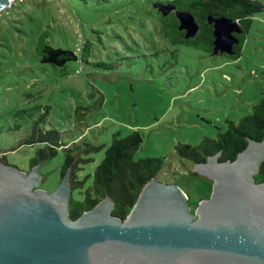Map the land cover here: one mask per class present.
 <instances>
[{"label": "rangeland", "instance_id": "374dc122", "mask_svg": "<svg viewBox=\"0 0 264 264\" xmlns=\"http://www.w3.org/2000/svg\"><path fill=\"white\" fill-rule=\"evenodd\" d=\"M153 1L12 0L0 10V158L8 166L31 171L29 161L43 145L24 141L36 121L68 148L103 146L81 155L92 159L81 176L99 165L113 134L137 131L142 144L133 160L165 163L154 180L182 190L191 213L209 198L212 180L192 175L194 165L175 146L216 139L264 96V8L234 60L161 39ZM42 37L78 60L42 64L36 53ZM63 152L37 165L39 189L58 187Z\"/></svg>", "mask_w": 264, "mask_h": 264}, {"label": "water", "instance_id": "95a60500", "mask_svg": "<svg viewBox=\"0 0 264 264\" xmlns=\"http://www.w3.org/2000/svg\"><path fill=\"white\" fill-rule=\"evenodd\" d=\"M12 0H0V10ZM162 17L174 14L184 39L200 30L196 18L172 3H152ZM212 55L235 54L242 34L237 21L207 16ZM220 153L190 170L212 180L208 199L194 213L175 184L150 181L127 218L110 213L104 198L72 220L68 174L48 193L39 189L38 166L25 173L0 161V264H92L121 258L128 264H264V182L254 176L264 163V137L247 139L233 161Z\"/></svg>", "mask_w": 264, "mask_h": 264}, {"label": "trees", "instance_id": "16d2710c", "mask_svg": "<svg viewBox=\"0 0 264 264\" xmlns=\"http://www.w3.org/2000/svg\"><path fill=\"white\" fill-rule=\"evenodd\" d=\"M172 3L178 10L190 12L200 25V30L194 39H184V33L178 31V21L174 14L162 17L155 9L159 36L172 46H181L199 50L212 55L213 41L212 25L207 16L213 18L227 17L237 21L242 34L238 35L239 44L234 47L235 54L227 56L237 60L241 54L245 37L253 23L256 14L263 11L262 0H155L151 2ZM153 8V7H152ZM155 34V32H154ZM87 45H85L86 47ZM84 51V50H83ZM36 53L42 64L53 67H64L68 62L78 60V55L69 49L55 48L42 37L37 44ZM41 122L36 121L31 135L25 139V145H43L29 161V171L45 161L53 159L58 150L63 149V163L60 169V181L66 174L69 177L71 196L68 214L74 220L83 213L94 208L104 198L113 203L111 215L125 220L136 203L142 189L162 171L165 166L161 158H146L137 161L133 155L142 144L139 132L134 131L120 138L113 134L112 141L105 149L104 157L91 174L81 176V165L91 162V158H83L82 154L98 152L103 146L87 145L85 148H68L59 139L56 131H43ZM264 137V96L253 106L252 113L240 119L235 124L227 122L225 132H220L216 139H204L199 145L178 144L176 154L193 165L204 163L207 157L220 153L219 162L233 161L238 153L247 146V139L261 141ZM3 165L8 166L4 156L0 158ZM198 176L196 173H192ZM256 183L264 182V163L254 176Z\"/></svg>", "mask_w": 264, "mask_h": 264}, {"label": "flooded vegetation", "instance_id": "af4514ba", "mask_svg": "<svg viewBox=\"0 0 264 264\" xmlns=\"http://www.w3.org/2000/svg\"><path fill=\"white\" fill-rule=\"evenodd\" d=\"M92 264H128L124 259L121 258H99L96 259Z\"/></svg>", "mask_w": 264, "mask_h": 264}]
</instances>
